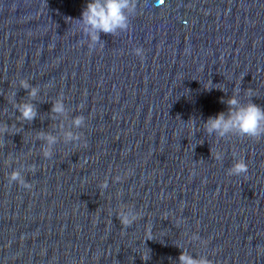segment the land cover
Returning <instances> with one entry per match:
<instances>
[{"label":"water","instance_id":"obj_1","mask_svg":"<svg viewBox=\"0 0 264 264\" xmlns=\"http://www.w3.org/2000/svg\"><path fill=\"white\" fill-rule=\"evenodd\" d=\"M88 2L0 0V264H179L177 246L264 264V137L203 128L234 91L264 108V0H137L129 29L91 52L73 21ZM21 80L40 88L32 123L13 106L29 100ZM78 115L81 143L44 158L38 132L62 141ZM240 159L248 172L228 175ZM21 165L31 190L8 183ZM121 205L140 214L127 229Z\"/></svg>","mask_w":264,"mask_h":264},{"label":"clouds","instance_id":"obj_2","mask_svg":"<svg viewBox=\"0 0 264 264\" xmlns=\"http://www.w3.org/2000/svg\"><path fill=\"white\" fill-rule=\"evenodd\" d=\"M136 4L137 0H89L82 10L81 17L70 20L76 22L77 30L88 40L87 48L90 52L97 50V46L102 50L104 45L100 39L101 34L114 37L118 33L126 32L129 29L130 18L135 15ZM134 54L143 59L144 50L136 48L134 49ZM19 88L26 91L29 100L17 103L14 99L13 106L19 114L17 119L32 123L38 117L36 105L32 101L36 100L40 93V88L32 86L27 80H21ZM217 89L223 91L220 88ZM238 97L239 92L234 91L230 98L222 101L227 105V112H220L215 117H209L203 122L204 131L209 136L214 135L217 138L237 136L250 139L264 137V108L252 103L253 96H249L247 103H242ZM67 115L68 110L64 99L60 96L52 102L49 119L56 121L62 117L66 118ZM9 127L7 124L0 127V137L10 135ZM84 127H86V119L83 115H78L71 119L70 129L63 131L62 141L55 134L44 131L38 132L37 140L42 142L41 152L43 157L51 158L53 149L58 143L79 145L82 141V133L73 132L71 129L80 130ZM222 158L221 154H217V160H222ZM10 166L11 164H8V167ZM26 170H30L35 174V165L30 166L28 169L21 165L18 170H13L7 176L9 185L17 184L24 189L31 190L32 184L26 182L23 175ZM247 172L248 167L243 159L237 160L227 170V174L230 176H240ZM114 180L115 182H120L121 177L117 176ZM98 187L100 190H106L108 188L107 180ZM139 218L140 214L134 208L126 205H121L116 211V219L124 229L131 227ZM191 239L199 241L200 237L193 234ZM177 247L181 249V254L178 257L179 264H211L206 255H197L194 258L186 248ZM257 247L261 248L260 246Z\"/></svg>","mask_w":264,"mask_h":264},{"label":"snow or ice","instance_id":"obj_3","mask_svg":"<svg viewBox=\"0 0 264 264\" xmlns=\"http://www.w3.org/2000/svg\"><path fill=\"white\" fill-rule=\"evenodd\" d=\"M161 3H163V0H161Z\"/></svg>","mask_w":264,"mask_h":264}]
</instances>
